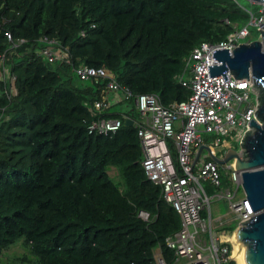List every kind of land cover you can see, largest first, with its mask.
Listing matches in <instances>:
<instances>
[{"label": "trees", "instance_id": "trees-1", "mask_svg": "<svg viewBox=\"0 0 264 264\" xmlns=\"http://www.w3.org/2000/svg\"><path fill=\"white\" fill-rule=\"evenodd\" d=\"M243 1L0 0V53L6 31L27 40L13 56L17 93L0 94V255L24 239L38 264H157V252L172 262L165 238L181 218L144 170L137 128L125 117L137 118L134 103L110 107L106 115L122 120L115 133H89L106 80H82L75 68L105 66L120 85L156 93L165 105L185 100L180 77L192 49L245 26L255 13L248 5L261 14V4ZM42 36L65 45L71 63L38 54ZM228 184L221 170V185L206 191Z\"/></svg>", "mask_w": 264, "mask_h": 264}, {"label": "built area", "instance_id": "built-area-1", "mask_svg": "<svg viewBox=\"0 0 264 264\" xmlns=\"http://www.w3.org/2000/svg\"><path fill=\"white\" fill-rule=\"evenodd\" d=\"M263 14L255 18L252 16L250 20L260 31L264 30ZM5 33L9 46L0 53V84L3 85L0 94H6L11 99L17 93V76L12 70L13 56L27 40L14 38L9 31ZM249 35L251 30L245 25L229 33L224 40L216 43L203 41L195 46L186 58L185 71L180 77L181 83L190 89V94L187 99L170 105L163 104L156 93L134 94L128 86L120 85L105 66L79 65L75 68L82 80H106L102 96L91 107L94 118L87 124L89 133H115L122 120L106 115L110 107L120 100H132L134 103L137 118L125 117L132 119L137 128L144 170L148 178L161 187L163 197L181 218V227L165 238L166 246L174 252L172 262L157 252V264H223L230 258V243L221 239V233L225 235V232L215 231L210 214L208 221L202 214L207 204L210 213L213 197L208 195L204 182L220 186L221 170L228 175L234 187L221 188L215 195L229 202L231 212L238 218V225L254 213L245 195L237 197L241 172L235 168V158L220 164L211 158L210 153L217 155L213 147L207 145L210 153L204 154L196 168L201 153L194 164L202 143V131L216 134V143L226 148L225 154L217 157L224 158L230 150H235L242 157L239 151L243 147L239 150L232 148L221 136L231 135L242 144L252 121L257 119L258 100L257 96L253 99V93L257 95L254 80L251 75L238 78L229 68L212 74L211 68L221 64L215 57L217 50L233 52ZM40 40L44 46L38 47L36 52L47 61L71 63L70 52L60 41L47 36H42ZM4 110L0 106V120ZM237 131L239 134H236ZM208 154L210 157L206 158ZM139 216L145 221L151 217L146 210H140ZM217 221L219 224L224 222L222 217H218Z\"/></svg>", "mask_w": 264, "mask_h": 264}, {"label": "water", "instance_id": "water-1", "mask_svg": "<svg viewBox=\"0 0 264 264\" xmlns=\"http://www.w3.org/2000/svg\"><path fill=\"white\" fill-rule=\"evenodd\" d=\"M255 1L264 4V0ZM215 57L221 64L211 68L212 74L229 68L238 78L252 76L257 91V119L252 121V127L242 138L243 148L239 151L242 157L235 150H230L224 158H219L210 153L208 146L201 145L194 164L203 149H208L211 158L220 164L236 159L235 168L241 172V185L254 213L247 220L239 222L234 232L239 240L245 242L244 258L247 264H264V30H261L260 39L242 42L233 52L217 50ZM126 123L132 125L133 120L127 119Z\"/></svg>", "mask_w": 264, "mask_h": 264}, {"label": "rangeland", "instance_id": "rangeland-1", "mask_svg": "<svg viewBox=\"0 0 264 264\" xmlns=\"http://www.w3.org/2000/svg\"><path fill=\"white\" fill-rule=\"evenodd\" d=\"M243 4L246 3L243 0H240ZM251 3H258L257 1H250ZM241 3V4H242ZM242 4V5H243ZM261 4V3H259ZM262 5V9H261V13H264V4ZM249 9H252L255 13H251L250 12V16L248 21H246L245 25H248V28L251 30V35H249L248 37H245L242 39V41H247L248 39L254 40V39H258L259 37H261V31L259 29V27L257 25H253L250 23L251 17L253 16V18L258 17L259 12H256V8L254 5H248ZM264 15V14H263ZM264 29V27H263ZM253 99H256V94L253 93ZM236 134H239V132L237 131ZM241 136L243 135L242 133L240 134ZM201 136H202V144H206V145H211L214 149V152L217 156L223 155L225 154L226 148L223 147L222 144H217L216 143V134L214 133H210V132H201ZM222 140H227L228 143L231 145L232 148L235 149H240L241 148V144L240 142L237 140V138L231 136V135H226V136H221ZM208 152V149H204V151L202 152L201 157L199 158V161L197 162L196 168L199 166L200 161L204 158V154ZM210 157V155L208 154V156L206 158ZM110 174L114 177L115 181H118L120 179V176L118 174L117 168L116 167H112L109 170ZM205 186L206 188L209 187V185L211 186L212 184L208 181H205ZM226 187V186H224ZM228 187H232V183L229 181ZM239 189V188H238ZM209 191V190H208ZM210 196H213L210 200V209H211V223L213 225V229L215 231H220L221 226L217 225L218 221L217 218L219 215H224V216H228L229 215V211H230V204L229 202L221 197L216 196L215 194L217 192L211 193L208 192ZM241 192H239L240 194ZM206 218L207 221L209 220V207L208 204L206 205ZM233 214L234 219L231 222L232 225H237L238 222L236 219V216L234 215L233 212H230V215ZM231 215V217H233ZM225 235H223L221 233V239L223 241H228L231 245L232 248H234V246L237 244V240L235 239V232H228L225 231L224 233ZM235 239V240H234ZM24 239L19 240L18 242L10 245L8 248H6L3 253L0 255V264H38L37 262V258L35 255H33L32 253H30L29 251V247L28 245L24 246ZM26 255L27 256V260L25 262L16 260L17 256H23ZM232 257V256H231ZM234 259V258H232ZM235 260V259H234Z\"/></svg>", "mask_w": 264, "mask_h": 264}, {"label": "bare ground", "instance_id": "bare-ground-1", "mask_svg": "<svg viewBox=\"0 0 264 264\" xmlns=\"http://www.w3.org/2000/svg\"><path fill=\"white\" fill-rule=\"evenodd\" d=\"M235 239L237 240V244L234 246L231 255L238 264H247V262L244 258L245 242L239 240L236 233H235Z\"/></svg>", "mask_w": 264, "mask_h": 264}, {"label": "clouds", "instance_id": "clouds-1", "mask_svg": "<svg viewBox=\"0 0 264 264\" xmlns=\"http://www.w3.org/2000/svg\"><path fill=\"white\" fill-rule=\"evenodd\" d=\"M261 37H259L258 39H260ZM252 41V40H251ZM243 42H246V41H243ZM114 111V110H113ZM207 146V145H206ZM202 153V152H201ZM231 160V159H230ZM241 184H242V178H241ZM233 186V185H232ZM234 187V186H233ZM233 187H229V188H233ZM223 188H228V187H223ZM240 188H242V185L239 187V189L237 190V197H241V196H243V195H245V193H244V191H243V188H242V193L241 194H239V192H240ZM252 208V207H251ZM206 209V208H205ZM204 209V210H205ZM210 216H211V209H210ZM206 217V216H205ZM235 220H237V222H238V218H236ZM217 225H219V226H224L225 224L223 223V224H217ZM238 226V224L235 226V228H234V230L233 231H235V229H236V227ZM225 231H228V230H223L222 232H225ZM232 231V232H233ZM221 232V231H220ZM228 232H230V231H228ZM231 247H232V245H231ZM232 250H233V248H232ZM232 250H231V254H232ZM231 254H229L230 255V258H233V257H231L232 255Z\"/></svg>", "mask_w": 264, "mask_h": 264}, {"label": "crops", "instance_id": "crops-1", "mask_svg": "<svg viewBox=\"0 0 264 264\" xmlns=\"http://www.w3.org/2000/svg\"><path fill=\"white\" fill-rule=\"evenodd\" d=\"M111 96H112V93H111ZM115 109V108H114ZM115 111H117L116 109H115ZM226 176H227V178H228V180L230 181V179H229V177H228V175L227 174H225ZM231 182V181H230ZM226 187H228V186H226ZM233 187V186H232ZM241 194V193H240ZM230 212H231V209H230V211H229V215L228 216H224V215H219L218 217H222V219H223V223L224 224H226V225H229L232 221H233V219H234V216H233V214H231L233 217H231V215H230Z\"/></svg>", "mask_w": 264, "mask_h": 264}]
</instances>
